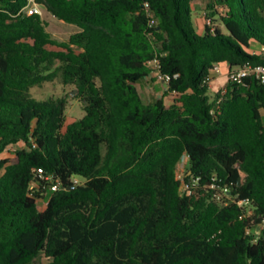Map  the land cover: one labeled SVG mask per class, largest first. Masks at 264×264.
Instances as JSON below:
<instances>
[{"label": "trees", "instance_id": "1", "mask_svg": "<svg viewBox=\"0 0 264 264\" xmlns=\"http://www.w3.org/2000/svg\"><path fill=\"white\" fill-rule=\"evenodd\" d=\"M37 1L79 31L58 41L25 0H0V264H264V83L212 99L205 82L264 65V0ZM153 61L170 80L148 102ZM57 78L84 111L67 125L63 99L30 94ZM36 168L58 184L43 210Z\"/></svg>", "mask_w": 264, "mask_h": 264}, {"label": "rangeland", "instance_id": "2", "mask_svg": "<svg viewBox=\"0 0 264 264\" xmlns=\"http://www.w3.org/2000/svg\"><path fill=\"white\" fill-rule=\"evenodd\" d=\"M204 3L202 2H193L192 3V24L195 29V32L199 35L203 34V28L198 25H203L208 23L205 20L204 14ZM41 18L45 21L47 31L51 33L53 38L58 41H65L68 37L77 32L79 29L72 24H67L61 22L54 18L51 14L46 12V10L41 7ZM214 26H219L215 24ZM51 50H58L56 47H48ZM216 78V79H215ZM228 82L227 73L223 75L220 67L217 72L212 73V80L209 84V97L213 99L216 93L224 91L226 84ZM137 89L147 97L148 102H153L157 98L162 96V93L165 89V84L159 82L155 79V72L152 71L148 77L141 79L136 84ZM31 96L36 101H46L48 99L56 100L63 99L65 101V125L72 123L75 120L80 119L84 115L81 102L75 98V91L71 86H65L61 83L60 79L57 78L53 83L45 84L41 87L33 88L30 91ZM169 101H167L168 103ZM21 147V145H12L7 148L4 152V156L10 155L14 150ZM185 171L182 168H177V175L184 174ZM50 196V192L46 191L45 198L37 202V208L43 210L45 203ZM47 259L45 257H40L36 260V264H45Z\"/></svg>", "mask_w": 264, "mask_h": 264}, {"label": "built area", "instance_id": "3", "mask_svg": "<svg viewBox=\"0 0 264 264\" xmlns=\"http://www.w3.org/2000/svg\"><path fill=\"white\" fill-rule=\"evenodd\" d=\"M25 6L23 7L22 11L26 15H33V14H38L41 16V4L37 0H25ZM145 8V13L148 16V26L152 27L156 24V21L153 17V13L151 9L149 8L148 4H144ZM264 50V49H262ZM152 66L155 68V77L156 80L159 82H162L166 84L169 80L170 77L166 74H162L158 71V66L156 61L151 62ZM219 65H214L211 71V75L207 76L205 79V82L210 84L212 80V73L217 72L219 70ZM247 76H255L261 83H264V65L262 64H257V65H252L250 63H245L241 67L232 69L229 72H227V79L230 82H240L243 77ZM187 158L183 157L180 162L177 165V168H182L185 171V165H186ZM185 173L180 175H177L178 179H182L184 177ZM80 179L78 178H73L72 182L74 184H79ZM38 185H41L44 189H46L48 192H54L58 189V184L54 182L52 176L48 173H45L43 169L41 168H36L34 169V179L30 184V189L37 187ZM225 197L229 198V192L227 188H222L221 193L216 197L217 200H220V198ZM238 204L241 205L243 204V201H238Z\"/></svg>", "mask_w": 264, "mask_h": 264}, {"label": "crops", "instance_id": "4", "mask_svg": "<svg viewBox=\"0 0 264 264\" xmlns=\"http://www.w3.org/2000/svg\"><path fill=\"white\" fill-rule=\"evenodd\" d=\"M199 27H202L201 25H198ZM79 31V30H78ZM221 71L223 72V75H225V73H227L225 70H224V67H220ZM216 79V78H215ZM46 204V203H45Z\"/></svg>", "mask_w": 264, "mask_h": 264}]
</instances>
